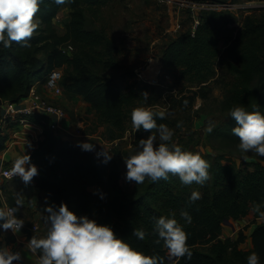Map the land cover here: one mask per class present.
Segmentation results:
<instances>
[{
  "label": "trees",
  "instance_id": "1",
  "mask_svg": "<svg viewBox=\"0 0 264 264\" xmlns=\"http://www.w3.org/2000/svg\"><path fill=\"white\" fill-rule=\"evenodd\" d=\"M65 4L70 6V13L64 34L55 22L63 5L44 0L38 12L40 28L31 38V47H20L14 42L7 49L0 48V107L1 101L18 103L35 82L44 79L51 70L60 69L64 71L61 80L64 95L83 98L99 122L109 128L106 139L116 140L125 130L129 109L139 102L152 105L149 96L146 99L142 96L149 85L139 80L127 87L120 86L112 77L99 72L97 63L110 56L113 43L104 29L87 27L86 13L95 12L101 0H69ZM232 21L233 15L228 10L205 13L195 35L187 31L170 40L159 59L164 71L173 72L191 84L189 87L201 86L216 75L220 43L228 46L225 69L232 80L224 84L219 111L230 121V127L225 125L222 134L238 145L239 138L231 131L236 122L229 109L243 104L250 111L264 112V13L247 15L236 36L229 27ZM67 44L73 46L70 53L63 51ZM187 91L195 94L191 89ZM34 120H43L45 125L42 139L30 153V162L38 168L32 180L47 206L65 203L78 216L91 219L95 195L89 191V185L91 180L97 181L105 185L115 211L118 221L114 232L135 249L164 257L162 264L169 261L163 242L157 243L152 232L154 218L175 212L184 223L179 216L182 209L192 216L191 223L184 227L193 254L190 260L181 257L176 264H246V257L253 251L264 263V223L254 227L248 251L239 248L242 239L221 237L223 224L229 219L238 221L246 217L255 202L264 201L263 160L249 161L250 169H242L235 161L225 163L223 157L212 160L211 155H202L210 164V178L206 191L194 202L189 201L187 185L172 175L168 180L151 181L143 191L128 193L120 184L117 167L107 169L91 150H83L71 139L56 136L50 128V118L38 116ZM157 122L167 124L168 119L158 118ZM14 127V123H7L0 128V151L6 148ZM135 228L146 231L144 239L133 235ZM201 244L208 247L201 249Z\"/></svg>",
  "mask_w": 264,
  "mask_h": 264
},
{
  "label": "rangeland",
  "instance_id": "2",
  "mask_svg": "<svg viewBox=\"0 0 264 264\" xmlns=\"http://www.w3.org/2000/svg\"><path fill=\"white\" fill-rule=\"evenodd\" d=\"M210 1L232 4L253 2L259 6L255 9L252 8L253 10L251 9L249 14L264 13V0ZM175 11V7L162 6L157 0H101V4L95 12L90 10L86 13L87 27L89 29H104L113 43L110 56L97 63L98 70L101 74L112 77L115 83L120 86L127 87L128 84L139 80L146 82L149 85L146 92L152 99V105L139 102L135 107L151 106L154 111L165 110L170 113L166 116L167 125L175 130L173 141L183 149L200 152L201 155L209 154L212 156V160L216 157H223L225 163L235 161L242 169H250L249 161L258 159L264 161V157L248 153V158L244 159L237 145L222 134L225 125L228 124L230 127L229 117L219 111L224 84L232 80L225 69L228 46L224 42L220 43L218 47L220 53L215 64L216 75L204 85L189 87L191 84L179 79L173 72H166L163 69L159 59L162 49L170 40L184 33L190 26V19L184 18L186 11H182L186 26L178 33L173 32L177 20ZM69 13L70 6L65 4L55 19L56 26L62 34L65 33L64 25L69 19ZM232 13L234 21L229 27L232 29V35L236 36L242 28L246 14L236 11ZM62 72L64 73L63 70ZM188 89H191L195 94L188 92ZM61 100L68 111L67 115L70 117L71 123L80 125L83 134L95 136L87 141L95 145L92 150L105 148L111 154V159L105 162V157H103V162L109 170L112 167L118 168L123 190L128 193L143 191L151 180L146 179L142 184L137 185L134 181L126 179L125 159L135 154L138 150V141L141 138H147L150 134V132L141 129L137 131L133 129L131 123L133 108L128 110L123 134L116 140H107L106 137L108 138L110 134L109 128L99 122L95 112L90 109L83 98L75 99L73 96L69 98L63 95ZM177 121H183L182 127H176ZM4 126L2 124L0 127ZM209 128H211L210 131ZM109 141H116V143L110 144ZM3 185L7 202L11 206H15L17 199L26 203L33 196L40 206L44 204L43 195L36 190L33 180L25 184L18 178ZM207 186L208 182L206 181L203 185L193 183L187 185L186 188L188 193L191 194L193 190H196L202 196ZM89 191L95 195L91 219L96 220L99 224L111 225L114 229L118 220L115 211L110 206L105 185L91 180ZM24 210L25 207L22 206L17 215L22 216L25 221L22 230L26 233V240L32 235L37 237L46 235L48 229L46 220L40 219V217L36 218L35 213L31 214ZM244 218L246 221L229 219L223 224L221 237L223 240L226 237L233 240L242 239L238 246L240 249L248 251L251 249V229L254 225L264 223V219L258 218L252 209ZM35 225L38 226V230H33ZM11 233L10 230L0 232V245L9 247L13 251H21L24 245L22 247L17 244ZM199 247L206 249L208 245L201 244ZM25 261L23 258L19 264H24ZM13 264H18V262L13 261Z\"/></svg>",
  "mask_w": 264,
  "mask_h": 264
},
{
  "label": "clouds",
  "instance_id": "3",
  "mask_svg": "<svg viewBox=\"0 0 264 264\" xmlns=\"http://www.w3.org/2000/svg\"><path fill=\"white\" fill-rule=\"evenodd\" d=\"M57 5H64L69 0H53ZM44 0H0V48L7 49L15 44L20 47H31V38L37 35L41 24L38 12ZM145 99L148 93L142 95ZM187 104V101H185ZM170 113L165 110L154 111L151 106H137L131 111L133 129L151 130L147 138L138 141V150L125 159L126 179L137 185L146 179L153 182L160 179L168 180L170 175L177 176L183 185L193 183L203 185L210 178V164L200 154L183 149L173 141L174 129L166 123H158ZM234 119L232 133L239 138L237 147L243 158L248 153L264 157V112L248 110L243 104L234 105L229 109ZM183 121H177L176 127H182ZM156 131L153 132L152 130ZM209 131L211 128L208 129ZM158 135V141H157ZM83 150H92L95 145L81 142ZM105 162L111 154L103 152ZM30 154L16 156L12 162L11 172L25 184L32 181L38 174V168L31 162ZM103 195V194H101ZM199 191L193 190L189 201L200 198ZM23 200L17 199L15 206L0 207V232L11 230L18 234L25 221L17 213L23 206ZM260 219H264V201L255 202L252 209ZM48 224L46 235H32L24 247L30 253H38L39 264H162L164 257L145 254L132 247L125 239L118 236L111 225L99 224L86 215L78 216L69 209L67 204L48 205L44 208ZM179 216L175 212L154 218L152 232L157 236V243L163 242L167 250L169 264L183 257L191 259L192 249L188 241L184 224H190L191 214L182 209ZM146 231L135 228L133 235L144 239ZM23 259L20 251L0 245V264H13ZM246 264H261L260 255L253 251L246 257Z\"/></svg>",
  "mask_w": 264,
  "mask_h": 264
},
{
  "label": "built area",
  "instance_id": "4",
  "mask_svg": "<svg viewBox=\"0 0 264 264\" xmlns=\"http://www.w3.org/2000/svg\"><path fill=\"white\" fill-rule=\"evenodd\" d=\"M158 3L165 7H175L176 28L173 32H180L186 26L183 20L185 17L190 19V26L185 32L195 35L198 26L202 23L205 13L210 11L228 10L231 13L236 11L250 15L252 8L259 5L253 2H243L239 4L219 3L210 0H157ZM253 10V9H252ZM233 14V13H232ZM64 52L73 51V46L67 44L63 47ZM141 77V76H140ZM63 72L60 69H54L48 72L44 79L35 82L30 88L26 97L18 103H4L1 101L0 107V126L7 123H14L15 127L9 134V141L6 148L2 151L7 153L12 146L32 142L35 145L42 139L44 133V122L34 120L38 116L50 118V128L53 132L63 131L66 139H70L68 130L62 127V121L68 118L67 111L64 106L57 103L53 98H60L64 95L61 86ZM144 80V79H143ZM1 128V127H0ZM21 128V129H20ZM79 133V132H78ZM80 134V133H79ZM111 142V143H110ZM110 144L116 141H110ZM105 148L91 150L93 154L103 160V152ZM12 165H7L4 160L0 159V207L11 206L7 202L5 188L3 184L17 180L19 177L11 172ZM33 230H38V226H34ZM11 231V230H10Z\"/></svg>",
  "mask_w": 264,
  "mask_h": 264
},
{
  "label": "crops",
  "instance_id": "5",
  "mask_svg": "<svg viewBox=\"0 0 264 264\" xmlns=\"http://www.w3.org/2000/svg\"><path fill=\"white\" fill-rule=\"evenodd\" d=\"M61 98L62 97L53 98V100L65 107ZM73 98H75V99L80 98V96L75 95V96H73ZM62 127L68 130V134H69L70 139L76 145H80L81 142L90 141L93 137H95L93 134H83L81 129H80V125L78 126V125L72 124L69 116L67 119L62 121ZM54 133L56 134L57 132H54ZM58 133L56 134V136H58L60 138H65V134L63 133V131H60L59 135H58ZM33 148H34V144L32 142H26L23 144L15 145V146H12V148L9 149V151L7 153H3L2 151H0V159L2 158L4 160L5 164L12 165V162L14 161L16 156L24 154L25 152L27 154H30L31 151L33 150ZM33 185L37 191H40L39 188L36 187V184L34 182H33ZM23 207H25L24 211H28L31 214L35 213L34 216L36 218L40 217V219H44V217H45L44 208L47 207L45 201H44L43 206H40L33 196L30 199H28V202L23 203ZM39 207H42V208H39ZM241 220L246 221L245 218H242ZM254 226L251 229V233L253 232ZM11 234L14 236L15 242L17 244L22 245V247H23V245H25L27 243L26 233L23 230H21V232L18 234H13V233H11ZM20 252L22 254V257L25 258V260H26L24 264H39L37 253H30L27 251V249L25 247H23V249Z\"/></svg>",
  "mask_w": 264,
  "mask_h": 264
},
{
  "label": "bare ground",
  "instance_id": "6",
  "mask_svg": "<svg viewBox=\"0 0 264 264\" xmlns=\"http://www.w3.org/2000/svg\"><path fill=\"white\" fill-rule=\"evenodd\" d=\"M153 70H154V68H153Z\"/></svg>",
  "mask_w": 264,
  "mask_h": 264
}]
</instances>
